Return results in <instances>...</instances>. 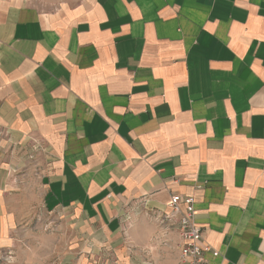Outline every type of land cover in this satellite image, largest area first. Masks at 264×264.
I'll return each instance as SVG.
<instances>
[{"label": "crops", "instance_id": "crops-1", "mask_svg": "<svg viewBox=\"0 0 264 264\" xmlns=\"http://www.w3.org/2000/svg\"><path fill=\"white\" fill-rule=\"evenodd\" d=\"M173 194L264 264V0H0V221L143 246Z\"/></svg>", "mask_w": 264, "mask_h": 264}, {"label": "rangeland", "instance_id": "rangeland-1", "mask_svg": "<svg viewBox=\"0 0 264 264\" xmlns=\"http://www.w3.org/2000/svg\"><path fill=\"white\" fill-rule=\"evenodd\" d=\"M48 216L0 221V264H174L179 257L178 242L169 236L174 228L156 231L143 246L133 244L126 232L110 240L87 238L92 246L85 244L80 252L70 248L73 240L62 222Z\"/></svg>", "mask_w": 264, "mask_h": 264}, {"label": "built area", "instance_id": "built-area-1", "mask_svg": "<svg viewBox=\"0 0 264 264\" xmlns=\"http://www.w3.org/2000/svg\"><path fill=\"white\" fill-rule=\"evenodd\" d=\"M169 211L160 215L162 225L176 228L180 236L179 257L174 264H207L206 254L214 257L220 251L204 242L201 227L195 222V199L193 196L173 194L168 202Z\"/></svg>", "mask_w": 264, "mask_h": 264}]
</instances>
